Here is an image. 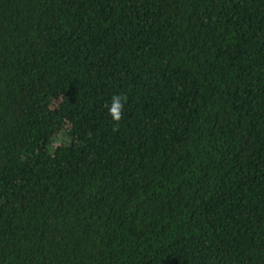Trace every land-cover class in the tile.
Returning <instances> with one entry per match:
<instances>
[{
  "label": "trees",
  "instance_id": "16d2710c",
  "mask_svg": "<svg viewBox=\"0 0 264 264\" xmlns=\"http://www.w3.org/2000/svg\"><path fill=\"white\" fill-rule=\"evenodd\" d=\"M0 264H264V0H0Z\"/></svg>",
  "mask_w": 264,
  "mask_h": 264
},
{
  "label": "clouds",
  "instance_id": "9594fccd",
  "mask_svg": "<svg viewBox=\"0 0 264 264\" xmlns=\"http://www.w3.org/2000/svg\"><path fill=\"white\" fill-rule=\"evenodd\" d=\"M127 100L128 97L126 95L121 96L119 94H115L111 98V104L106 105V107H108V114L111 116L117 127L123 118L124 106Z\"/></svg>",
  "mask_w": 264,
  "mask_h": 264
}]
</instances>
